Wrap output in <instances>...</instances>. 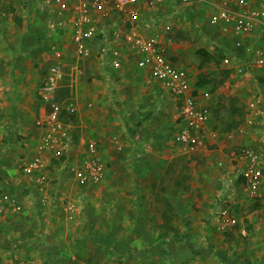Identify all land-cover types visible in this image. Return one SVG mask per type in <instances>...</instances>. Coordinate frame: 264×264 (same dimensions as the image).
I'll use <instances>...</instances> for the list:
<instances>
[{
	"label": "rangeland",
	"instance_id": "obj_1",
	"mask_svg": "<svg viewBox=\"0 0 264 264\" xmlns=\"http://www.w3.org/2000/svg\"><path fill=\"white\" fill-rule=\"evenodd\" d=\"M45 4L44 0H0V174L8 179L5 189H13L4 191L13 193L20 203L15 216L26 212L27 192L22 197L17 191L37 188L22 173L20 164L36 145L40 131L36 119L42 103L40 86L51 62L48 45L68 39L60 30L48 36L54 16ZM176 19L171 22L173 26L184 23V18ZM200 19L206 22V14L201 13ZM165 35L175 39L171 36L176 33ZM184 36L187 41L183 46L175 41L170 45L177 62L194 78L202 71H216L214 61L200 68V34L193 31ZM90 68L73 94L82 108L87 100H93L96 107L82 110L78 117L63 118L73 123L71 160L80 159L81 138L96 140L107 167L106 178L100 184L83 187L70 169L51 167L42 191L46 200L40 208L29 204L35 210L32 214H39V221L29 216L37 224L29 230L38 236L21 244L33 251L28 256L19 254L23 256L19 259H27L29 264H223L229 263L226 257L242 256L261 264L263 251L252 234L243 237L237 230L228 236L217 234L208 222L222 176L232 169L238 150L255 147L264 156V143L251 131H241L242 123L232 133H223L221 120L230 119V93L221 86L214 93V108L220 100L226 105L220 118L214 109L216 144L198 155L185 156L177 153L172 139L178 129V105L166 90L144 82L132 57L108 77L100 65ZM205 87L210 89V85ZM114 136L122 149L113 143ZM183 156L191 174L187 192L175 189ZM37 195L31 198L29 194L27 202L41 197ZM165 200L175 208L171 237L163 236L165 226L159 210ZM73 202L79 207L70 218L66 208ZM49 231L63 237L43 238ZM109 235L113 243L101 241ZM6 263L13 264L11 260Z\"/></svg>",
	"mask_w": 264,
	"mask_h": 264
},
{
	"label": "built area",
	"instance_id": "obj_2",
	"mask_svg": "<svg viewBox=\"0 0 264 264\" xmlns=\"http://www.w3.org/2000/svg\"><path fill=\"white\" fill-rule=\"evenodd\" d=\"M44 2L54 16L47 28L48 36L60 30L68 39L51 41L48 45L51 62L40 86L42 104L36 119L40 131L36 145L20 164L22 173L39 190L47 187L51 167L70 169L74 180L83 187L100 184L106 178L107 167L96 140L81 138L80 159L71 160L69 152L75 144L73 123L63 118V113L78 117L82 110L96 107L93 100H87L82 108L73 94L90 66L96 64L108 77L132 57L144 82L169 93L178 105V129L172 137L178 154L195 156L216 144L214 93L220 86L215 91L196 87L198 74L194 78L173 58L170 45L175 41L183 46L187 41L183 35L187 32L200 34L199 49L222 54L213 63L217 64L216 71L227 74L221 87L230 97L239 98L244 107L241 131H251L254 138L264 143V0ZM201 13L206 14V22L200 19ZM176 18L179 21L184 18V23L173 26L171 22ZM172 31L176 33L171 36L175 39L167 38L165 34ZM178 32L182 35L177 36ZM63 86L72 91L59 101L58 91ZM160 97L164 98L163 93ZM230 132L223 131L226 135ZM112 141L122 149L117 136ZM232 160V169L222 176L208 222L217 234L236 230L243 237L252 234L264 256V156L248 146L240 148ZM258 201L260 205L251 207ZM0 202L3 209L10 207L13 212L21 209L10 193L1 194ZM78 207L75 202L69 204L67 215L76 213ZM259 260L264 264V257Z\"/></svg>",
	"mask_w": 264,
	"mask_h": 264
},
{
	"label": "trees",
	"instance_id": "obj_3",
	"mask_svg": "<svg viewBox=\"0 0 264 264\" xmlns=\"http://www.w3.org/2000/svg\"><path fill=\"white\" fill-rule=\"evenodd\" d=\"M180 35H182V33L178 32L177 36H180ZM197 53L201 57L200 68L205 67V65L209 62H212V61L217 62L218 59L222 57L221 53H212L205 48L198 49ZM173 58L176 59L175 57ZM214 71L208 72V73L200 72L197 76V82L195 84L196 87H205V86L210 85V90L215 91L219 86H221L223 82L225 81L227 74L226 72H223V71H218V72L216 71L214 72ZM69 93H70V88L68 86L61 87L58 91L57 100L61 101L64 97H66V95H69ZM228 100L227 101L229 104H227V108H229L230 119L228 121H225L224 119L221 120L222 123L224 124L222 127V131L224 132H230L233 129L238 128L244 119V110H243L244 107L242 106V104H240L239 98L231 97ZM218 105L219 106H216L215 108V113L220 118V111L223 107H226V105L223 103V100L222 101L220 100L218 102ZM63 116L65 117L70 116L71 118H74L73 115H69L66 113H63ZM142 122L143 120L141 119L139 124L141 125ZM183 157L181 158L182 161H180L181 169H182L181 172H179L180 180H176L175 189L180 190L181 192H187L190 188L191 174L189 172L190 170L189 166L186 165L187 163H185L186 158L185 157L183 158ZM163 189H166V188L163 187ZM258 205H260L259 201L255 202L254 204L252 203L251 207L252 206L255 207ZM159 211L163 219V224L165 226L163 236L171 237L172 235L171 232L174 231L172 222L175 217V208L174 206H172L170 201L165 200L164 208H161ZM248 229L249 231L251 230L250 227ZM234 232L235 231H228L226 232V234L228 236V234L232 235ZM113 240H114L113 237H110V235L107 238L101 239L102 242H107V243L109 242L113 243ZM218 254H220V256H223L224 252H219ZM225 255L228 256V254H225ZM226 258L229 259V261L227 260L229 264H255V263H251L249 259L244 258L242 256L238 258H228V257Z\"/></svg>",
	"mask_w": 264,
	"mask_h": 264
},
{
	"label": "crops",
	"instance_id": "obj_4",
	"mask_svg": "<svg viewBox=\"0 0 264 264\" xmlns=\"http://www.w3.org/2000/svg\"><path fill=\"white\" fill-rule=\"evenodd\" d=\"M0 175H2V178L0 177V201H1V191H3V193L4 192L10 193L4 190L13 191V189L11 188L5 189L8 179L4 180V178L6 177L5 174H0ZM17 192L20 193L22 197H24L23 194L27 192L26 198L24 197L26 201V212L24 214H19L15 216L14 212L11 210L10 207H8L7 209H3L1 202H0V264H5L9 260H11L13 264H29L27 259H24V260L19 259V257H23V256H20L19 254L28 256L30 254L28 252L30 251L32 252L33 250L27 249L25 247L26 244H21V242L26 241V240L30 241L32 239H36L38 236L35 233L32 234L31 231L29 230V228H31V225H37L35 220L34 222L30 220L32 215H34L32 214V211H35V210L33 209V206H29V204L32 205L31 204L32 202L35 204L36 207L40 208L43 204V200H46L45 197L43 196V192L37 188L33 190L30 187H27V188L23 187L21 189V192L20 190ZM10 194L14 196L13 193H10ZM29 194L31 198L33 197V195H37V194H40L41 197L40 198L36 197V199H33L30 202L29 201L27 202L28 200L27 197H29L28 196ZM31 207L33 210L31 209V211H29L30 210L29 208ZM34 217L35 219L37 218V221H39V214L38 215L35 214ZM37 223L41 224L40 222H37ZM44 235L46 236L44 237ZM68 236L69 235L66 234L65 238L67 239ZM59 237H63V235L59 236L55 233H51L50 231H49V234H43V238L45 239H58ZM21 246H24V247H21ZM89 255H91V253ZM13 257L17 258L19 263L14 262V259H12ZM38 261L39 263L41 262L40 260Z\"/></svg>",
	"mask_w": 264,
	"mask_h": 264
}]
</instances>
